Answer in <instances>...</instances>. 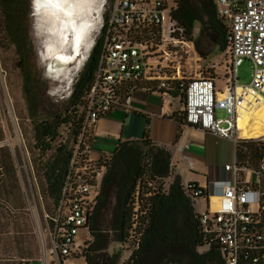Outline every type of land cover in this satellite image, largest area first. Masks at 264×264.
Here are the masks:
<instances>
[{
  "label": "built area",
  "instance_id": "obj_1",
  "mask_svg": "<svg viewBox=\"0 0 264 264\" xmlns=\"http://www.w3.org/2000/svg\"><path fill=\"white\" fill-rule=\"evenodd\" d=\"M179 2L110 0L99 63L84 97L81 133L73 143V157L54 213L46 215L45 228L38 235L44 264L86 261L84 249L91 239L111 159V155L91 158L90 131L104 117L131 111L138 92L170 95L176 89L185 96V126L236 146L235 162L225 166L229 178L206 188L185 184L194 197L207 203L206 211L198 214L202 234L220 247L224 264H264V137L243 138L238 126L244 108L264 99V0L215 1L216 14L227 28L228 61L222 89L217 85L219 79L202 73L186 77L184 63L193 56L199 60L200 54L194 33L188 39L185 28L173 18ZM244 60L253 64L249 85L238 83L237 69ZM5 102L7 96L0 85V108ZM7 107L10 110L9 104ZM218 112L226 116L219 118ZM138 199L125 246L129 254L117 264H127L141 246ZM82 230L88 234L83 242L79 240Z\"/></svg>",
  "mask_w": 264,
  "mask_h": 264
},
{
  "label": "trees",
  "instance_id": "obj_2",
  "mask_svg": "<svg viewBox=\"0 0 264 264\" xmlns=\"http://www.w3.org/2000/svg\"><path fill=\"white\" fill-rule=\"evenodd\" d=\"M215 1L180 0L173 13L174 20L185 28L188 39H192L196 24L200 25V36L195 44L204 63L211 54V48L220 47L222 52L227 50V28L216 14ZM28 8L29 0H0V52L9 46L16 49L22 92L34 132V148L42 155L55 150L43 164L42 174L45 194L55 206L73 157V143L81 133L84 97L99 63L103 38L100 36L92 49L69 98L68 109L40 119L43 83L31 59L33 47L26 20ZM204 42L205 47H202ZM169 94L179 97L184 108L185 96L179 89ZM174 119L181 127L186 125L183 110ZM66 126L73 134L72 145L61 140V129ZM93 138L94 129L88 134V143L92 144ZM171 163L170 150L152 142L147 133L143 139L123 142L115 150L102 182L91 229L93 241L85 255L87 264L119 262L120 254H110L109 248L119 242L126 250L138 197L141 246L127 264H224L220 247L202 234L195 209L200 198L186 190L181 177L173 173ZM105 211L111 216V226L107 231L98 228V217Z\"/></svg>",
  "mask_w": 264,
  "mask_h": 264
},
{
  "label": "rangeland",
  "instance_id": "obj_3",
  "mask_svg": "<svg viewBox=\"0 0 264 264\" xmlns=\"http://www.w3.org/2000/svg\"><path fill=\"white\" fill-rule=\"evenodd\" d=\"M109 2L110 0H100L102 11L99 25L96 30L90 33V38L94 41L93 47L101 36ZM33 5V0H29L26 20L33 47L31 59L35 63L43 83L40 119H44L49 115L68 109L69 98L89 58L84 62L80 71L72 65L66 75L69 77L55 74L58 73V70L43 55L46 34L38 30L39 17L35 14ZM199 36L200 25L196 24L193 34L194 42L199 39ZM203 44L202 47H205L206 42ZM92 49L87 54L88 57H90ZM83 51H85V46H83ZM200 58L198 60L193 56L192 60L184 63L186 77L194 78L202 73L203 77L219 79L217 85L222 89L225 65L228 61L226 53L222 52L220 47H214L211 48V54L208 55L205 63L201 55ZM17 62L18 56L14 46H9L0 52V85L3 93L7 96V102L0 108V264H25L27 262L44 264L38 235L45 228L46 215H53L55 206L45 194L42 174L43 164L52 157L55 150L42 155L34 148V132L22 92V75L17 68ZM211 65H214L215 68L211 69ZM253 73V64L249 60H244L237 69L238 83L249 85ZM7 104H9L10 110ZM225 116L224 112H218L219 118ZM61 135V140H67L72 145L73 134L68 126L62 127ZM195 209L198 214H202L207 209V203L203 199H198ZM110 226V212L105 211L98 217V228L107 231ZM87 238V231L82 230L79 240L83 242ZM92 241L91 235V239L84 249L85 255L88 254L89 243ZM109 253L120 254L119 262L129 254L119 242L111 245ZM48 261L50 262L51 259L49 258ZM82 263L83 260L79 259L73 264Z\"/></svg>",
  "mask_w": 264,
  "mask_h": 264
},
{
  "label": "crops",
  "instance_id": "obj_4",
  "mask_svg": "<svg viewBox=\"0 0 264 264\" xmlns=\"http://www.w3.org/2000/svg\"><path fill=\"white\" fill-rule=\"evenodd\" d=\"M182 110L177 96L138 92L131 111L115 112L96 124L91 158L112 155L121 143L141 140L147 133L152 142L170 150L173 173L184 184L206 188L211 182L229 178L225 166L236 160L235 144L191 126L181 127L174 116Z\"/></svg>",
  "mask_w": 264,
  "mask_h": 264
},
{
  "label": "bare ground",
  "instance_id": "obj_5",
  "mask_svg": "<svg viewBox=\"0 0 264 264\" xmlns=\"http://www.w3.org/2000/svg\"><path fill=\"white\" fill-rule=\"evenodd\" d=\"M101 11L100 0L99 3L98 0H62L59 3L35 0L38 30L46 34L43 55L58 70L55 74L66 76L72 65L80 71L93 47L90 33L97 29ZM238 126L243 138L264 137L263 98L244 108Z\"/></svg>",
  "mask_w": 264,
  "mask_h": 264
},
{
  "label": "snow or ice",
  "instance_id": "obj_6",
  "mask_svg": "<svg viewBox=\"0 0 264 264\" xmlns=\"http://www.w3.org/2000/svg\"><path fill=\"white\" fill-rule=\"evenodd\" d=\"M47 3H59L62 2V0H45Z\"/></svg>",
  "mask_w": 264,
  "mask_h": 264
},
{
  "label": "water",
  "instance_id": "obj_7",
  "mask_svg": "<svg viewBox=\"0 0 264 264\" xmlns=\"http://www.w3.org/2000/svg\"><path fill=\"white\" fill-rule=\"evenodd\" d=\"M33 2H34L33 9H34L35 8V0H33Z\"/></svg>",
  "mask_w": 264,
  "mask_h": 264
}]
</instances>
